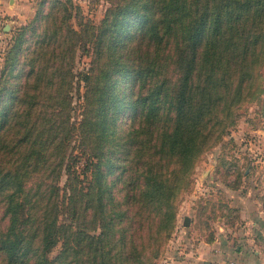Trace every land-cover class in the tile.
I'll list each match as a JSON object with an SVG mask.
<instances>
[{"label": "trees", "instance_id": "obj_1", "mask_svg": "<svg viewBox=\"0 0 264 264\" xmlns=\"http://www.w3.org/2000/svg\"><path fill=\"white\" fill-rule=\"evenodd\" d=\"M107 2L97 26L76 28L73 0H38L5 48L0 264H148L194 162L264 67V0ZM89 47L75 120V57Z\"/></svg>", "mask_w": 264, "mask_h": 264}, {"label": "rangeland", "instance_id": "obj_2", "mask_svg": "<svg viewBox=\"0 0 264 264\" xmlns=\"http://www.w3.org/2000/svg\"><path fill=\"white\" fill-rule=\"evenodd\" d=\"M37 1L20 0L15 15L0 14V70L12 33L33 16ZM73 1L81 14L71 18L76 28L79 20L97 26L108 5L107 0ZM90 58V47L77 50L72 89L75 120L81 118L82 75ZM248 92L234 122L194 162L188 185L178 195L175 226L160 241L159 254L148 256V264H242L255 256L264 264V67ZM76 144L73 152L79 155L77 168L82 170L87 155ZM65 179L63 170L61 185ZM186 215L188 225L183 224ZM64 216L60 213V220ZM59 248L60 242L49 255Z\"/></svg>", "mask_w": 264, "mask_h": 264}, {"label": "crops", "instance_id": "obj_3", "mask_svg": "<svg viewBox=\"0 0 264 264\" xmlns=\"http://www.w3.org/2000/svg\"><path fill=\"white\" fill-rule=\"evenodd\" d=\"M19 1L20 0H0V14L4 15L7 13L15 15L14 13L20 10ZM262 261L263 260L259 256H255L252 259L246 258L242 264H263ZM206 263L209 264V261H206Z\"/></svg>", "mask_w": 264, "mask_h": 264}, {"label": "water", "instance_id": "obj_4", "mask_svg": "<svg viewBox=\"0 0 264 264\" xmlns=\"http://www.w3.org/2000/svg\"><path fill=\"white\" fill-rule=\"evenodd\" d=\"M189 222H190V217H189L188 215H186V216L184 217V219H183V224H184V225H188Z\"/></svg>", "mask_w": 264, "mask_h": 264}]
</instances>
